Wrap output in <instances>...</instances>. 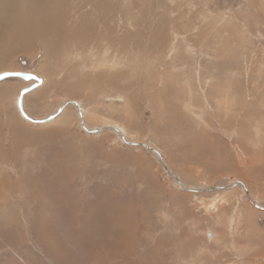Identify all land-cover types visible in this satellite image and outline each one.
Listing matches in <instances>:
<instances>
[{"label":"rangeland","instance_id":"374dc122","mask_svg":"<svg viewBox=\"0 0 264 264\" xmlns=\"http://www.w3.org/2000/svg\"><path fill=\"white\" fill-rule=\"evenodd\" d=\"M9 1L20 38L0 73L39 81L0 79V264H264V209L247 199L264 206V0ZM34 84L30 117L77 100L84 124L121 126L165 165L87 133L72 105L24 119ZM172 177L249 195L236 185L211 210L218 190Z\"/></svg>","mask_w":264,"mask_h":264},{"label":"bare ground","instance_id":"6f19581e","mask_svg":"<svg viewBox=\"0 0 264 264\" xmlns=\"http://www.w3.org/2000/svg\"><path fill=\"white\" fill-rule=\"evenodd\" d=\"M1 1H2V3H1ZM9 2H11V1H9V0H0V3L1 4H3V8H4V6L7 4V3H9ZM14 3V2H13ZM51 3H52V0H41L40 1V4H47V7L48 8H50V7H52L51 6ZM53 5V4H52ZM8 8H12V9H14L15 11H17L18 13H17V17H16V19H15V22H25V13H20L19 12V10L22 8L19 4H17V3H15V5L14 6H12V7H10V6H7ZM28 8H27V10H30V6H27ZM24 12H26V11H24ZM3 22H4V17H3V14H1V11H0V46L3 44V43H6V42H8V43H10V42H12V41H14V40H18L19 38H20V30H16V29H13V28H7V30L4 32V27L2 26V24H3ZM53 27H51L50 28V30H48L46 33H44V34H40V36L44 39V40H46L45 41V43L46 42H48L47 43V45H50L49 43H51V42H53V41H47L48 39H51V38H47V35H48V32L49 31H53V29H52ZM43 32H45V30L43 31ZM37 32L35 31L34 32V34H33V36L35 37H33V36H28V35H26V37H25V40L26 39H33L32 41H35V40H41V39H38V38H36V36H37ZM61 40V39H60ZM7 45V44H6ZM56 45V41H55V43H54V45H52L51 47H53L54 48V46ZM18 46H16V48H15V51H18V50H20L19 49V47L17 48ZM13 50V49H12ZM33 84V83H32ZM20 94V93H19ZM18 94V95H19ZM24 96V95H23ZM17 100H18V96L16 97V106H17V109H18V112L20 113V115L24 118V119H27L23 114H22V111H21V109H19V107H18V104H17ZM67 101V100H66ZM66 101H63L58 107H60L61 105H63V103H65ZM69 101H75L76 102V104L75 105H73L72 103H69L68 105H72V106H74L75 107V109H76V111H77V113H78V116H79V112H80V115H81V117H82V120H83V109H82V107H81V105H80V103L77 101V100H74V99H70ZM57 107V108H58ZM57 108L54 110V112L57 110ZM53 112V113H54ZM25 113V112H24ZM28 115V114H27ZM51 115V114H50ZM29 116V115H28ZM50 117V116H49ZM48 118V116L47 117H45V118H43V119H41V121L40 120H37L38 122L37 123H39V124H43V123H46V122H49L50 120H52L53 119V117L52 118H50L49 119V121H46V119ZM28 120V119H27ZM29 121V120H28ZM42 121H44V122H42ZM86 126H87V128L89 129V130H92V129H99V130H101L102 131V129H103V127L105 126L106 128H108V129H110V130H112L114 133H116V135L118 136V138L120 139V141H123L124 139H127V134H126V131H125V129L124 128H122L121 126H119V125H117V124H115V125H113V124H109V125H104V126H100V127H91V126H89V125H87V124H85ZM80 127H82L83 129H84V127H83V125L81 126V124H80ZM85 130V129H84ZM86 131V130H85ZM101 131H98V132H96V133H91V134H99ZM87 133H90L89 131H86ZM94 132V131H93ZM124 138V139H123ZM128 140V139H127ZM128 141H130V140H128ZM153 147V146H152ZM159 153H160V155H161V158H159V159H161V160H163L162 162H165V158H164V156H163V154L158 150V149H156ZM162 164V163H161ZM167 170V169H166ZM176 176V175H175ZM172 180H173V184H174V186L175 187H177V188H180V189H183V190H187V191H193V192H195V194L198 192V190H200V189H210L211 190V188L213 189L214 187H211L210 188V186H208V185H204V186H201V187H195V186H193V185H187V184H185L183 181H181L180 179H177V177H176V179L175 178H171ZM236 185H238V186H240L241 187V189L243 190V192H244V195L246 196L247 194H246V192L248 191V189H247V187L245 186V184L241 181V180H234V179H230V181L226 184V185H224V186H219V187H223L222 189H219L218 188V186H217V188L218 189H216V188H214L215 190H218V191H215L214 193H215V198H213V201L211 202V203H209V204H207L208 205V207H209V209H213V208H216L217 207V205H218V203L221 201V199L224 197V196H222V194L224 193L225 194V192L226 191H229V189H231V187H234V186H236ZM213 191V190H212ZM221 193V194H220ZM199 194V193H198ZM249 195V194H248ZM250 196V195H249ZM249 196H247L248 198V200L250 201V203L254 206V207H256V208H259V209H264V206H262V205H260V203H259V201L256 199V198H253V197H249ZM67 212H68V215H69V211L67 210ZM4 214V213H3ZM64 216H65V214H64ZM63 216V217H64ZM77 221V220H76ZM14 255V254H13ZM16 255V254H15ZM9 263V262H8ZM12 263V262H11ZM21 263V262H20ZM13 264H15V263H13ZM18 264H19V262H18ZM23 264V263H22ZM25 264V263H24Z\"/></svg>","mask_w":264,"mask_h":264},{"label":"water","instance_id":"95a60500","mask_svg":"<svg viewBox=\"0 0 264 264\" xmlns=\"http://www.w3.org/2000/svg\"><path fill=\"white\" fill-rule=\"evenodd\" d=\"M3 77H20V78H24V79H30V78H34V79H37L38 81H39V78H36V77H28V76H26V74H23V73H20V72H1L0 73V79L1 78H3ZM37 86V84H34V85H31V86H29V87H27L26 89H24L23 91H21L20 92V94L18 95V100H17V104H18V107H19V109H21V111H22V114L31 122L32 121V123H36V122H38L36 119H34V118H32V117H30V116H28L26 113H24V110L22 109V100H23V95L25 94V92H28L29 90H31V89H33L34 87H36ZM69 103H72L73 105H75L76 104V102L75 101H69V100H67L65 103H63V105H61L60 107H58L57 108V110L54 112V113H52L51 115H50V117L48 116V118L46 119V121H48L50 118H52V117H54L56 114H57V112L63 107V106H65V105H67V104H69ZM79 119H80V121H81V126L83 125V127H84V129L86 130V131H89L90 133H96V132H98V131H101V130H99V129H92V130H89L88 128H87V126L83 123V120H82V117H81V115H80V112H79ZM42 122H44V121H42ZM106 127H103V129H105ZM102 129V130H103ZM94 131V132H93ZM124 139V138H123ZM123 142H125V143H127V144H131V145H138V144H140V145H142V146H144L145 148H147L148 150H150V151H152L157 157H159V158H161V155H160V153L154 148V147H152V146H150V145H146L145 143H140V142H136V141H128V140H126V139H124L123 140ZM160 161L162 162L163 160H161L160 159ZM164 163V165H165V162H163ZM211 188V187H210ZM218 188H223V187H218ZM212 189V188H211ZM246 194L248 195L249 193L248 192H246Z\"/></svg>","mask_w":264,"mask_h":264}]
</instances>
